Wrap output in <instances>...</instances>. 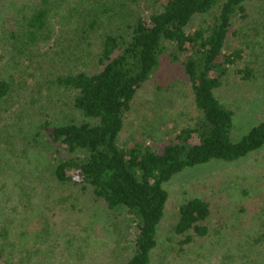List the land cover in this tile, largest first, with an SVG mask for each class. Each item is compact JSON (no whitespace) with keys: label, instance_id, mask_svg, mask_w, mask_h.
I'll return each mask as SVG.
<instances>
[{"label":"rangeland","instance_id":"1","mask_svg":"<svg viewBox=\"0 0 264 264\" xmlns=\"http://www.w3.org/2000/svg\"><path fill=\"white\" fill-rule=\"evenodd\" d=\"M32 4L0 0V79L11 82L13 96L0 106V264H123L128 253L123 246L131 236L120 233L119 223L90 190L58 186L50 174L60 154L49 145L43 126L80 116L70 92L49 88L46 77L92 65L70 68L62 58H50L57 46L53 40L27 56L17 55L3 40L4 17ZM246 6V16L233 19L227 41V51L241 48L242 57L215 91L234 112L236 141L264 120V0ZM63 14L57 11L52 25L66 43ZM212 15L194 18L192 28ZM245 66L253 70L251 80L236 72ZM198 113L181 62L164 55L139 89L119 143L143 142L159 151L183 127L193 125ZM164 188L168 201L150 264H264V145L232 161L213 159L188 167ZM195 196L210 203L209 231L182 244L172 226L179 205Z\"/></svg>","mask_w":264,"mask_h":264},{"label":"trees","instance_id":"2","mask_svg":"<svg viewBox=\"0 0 264 264\" xmlns=\"http://www.w3.org/2000/svg\"><path fill=\"white\" fill-rule=\"evenodd\" d=\"M249 1L33 0L2 20L3 40L17 55L53 40L57 46L50 58H62L70 68L92 65L46 77L49 88L70 92L80 116L43 126L60 154L50 174L58 186L90 190L119 223L120 233L131 236L123 246L128 251L123 264L151 263L168 201L164 183L188 167L232 161L264 145V120L233 139L234 112L215 94L242 57L241 48L227 51V41L233 19L246 16ZM57 11L64 12L66 43L52 25ZM209 13L210 19L192 28L194 18ZM164 55L181 62L198 116L159 151L143 142L122 145L127 113ZM236 72L243 80L254 75L248 66ZM11 90V82L0 79V106L13 97ZM210 213V203L201 197L179 205L172 230L182 244L207 235Z\"/></svg>","mask_w":264,"mask_h":264}]
</instances>
